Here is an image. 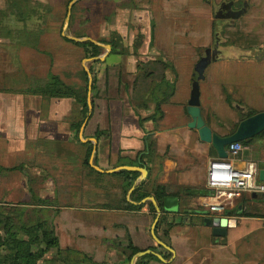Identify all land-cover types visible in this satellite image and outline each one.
Instances as JSON below:
<instances>
[{
  "label": "crops",
  "instance_id": "0c3cea01",
  "mask_svg": "<svg viewBox=\"0 0 264 264\" xmlns=\"http://www.w3.org/2000/svg\"><path fill=\"white\" fill-rule=\"evenodd\" d=\"M13 1L15 6L9 9ZM161 1L167 10L160 13L164 14L162 17L167 20L168 15H175L184 16L183 19H177L175 25H170L172 28L165 21L158 26V22L156 25L152 20L155 28L151 23V29L143 31L151 33V37L144 40V35L138 33L135 41L127 45L124 43L126 35L117 31L124 37L126 56L111 54V50L105 60L93 63L94 74L98 77L93 113L77 139L72 125L81 120L82 107L72 98L35 92L51 83L53 75H59L69 84L79 83L82 77L77 58L72 59V52L80 54L81 47L63 38L50 40L49 37L54 31L50 18L57 13H53V6L60 5L61 0H30L28 3L25 0H0V8H8L10 16L9 22L0 25V201L16 203L29 199V183L20 166L30 167L34 176L44 174L47 179H40L35 184L42 197L57 200L54 208L59 210L54 223L63 249L85 252L80 245L70 247L67 238L71 230L79 237H85L83 224L77 225L74 218L92 214L94 208L104 212L110 209L113 213L109 216L120 217L112 223L116 224L115 230L117 225L122 226V232L108 230L105 232L109 235L107 238L124 243L130 238L142 249L157 244L152 235L154 217L149 202L141 209H130L129 202L138 203L131 199L132 193L124 192L126 180L118 173L119 167L131 162L135 165L130 166L140 167L134 162L138 161V152L145 150L149 137L155 140L156 152L149 161L150 170L147 168L148 175L144 179H148L146 189L157 184L167 185L175 192L187 187L208 188L209 163L220 156L213 144L203 141L198 131L189 126L192 116L188 108L193 82L197 78L195 66L204 56H199L198 49L213 48L210 43L213 40L214 2L219 8L225 3H233L235 8L241 9L246 1L248 5L243 14L233 18L231 22L235 23L228 28L234 33L239 32V38L226 42L221 55L212 59L205 78L200 80L202 115L215 132L227 136L235 123L246 118L251 110L264 111V0ZM161 3L150 4L147 12L158 15ZM17 4L26 7L28 19H20L21 9L16 7ZM114 13L112 11L109 16L110 20ZM251 16L254 18L252 23L247 27L241 24ZM167 26L174 33L170 40H166ZM102 29L101 35H109ZM65 30L64 26L62 36L75 37L66 34ZM76 31L77 38L86 37L81 29ZM248 32L253 33L254 39L248 38ZM153 33L157 39L152 43ZM95 40L96 44L106 47L107 44ZM252 49H255V55ZM108 51L107 48L106 53ZM131 52H137L141 57L131 56ZM29 58L33 61L30 65ZM87 59H83L81 66L90 77L92 74L86 63L95 60ZM156 59L163 60L159 67L166 69V81L157 82L162 78L158 75L152 83L163 100L164 115L158 120L148 118L141 124V117L151 115L157 104H143L145 99H153L154 89H148L151 79L143 80L138 86L135 84L138 63H151ZM98 130H110V135L98 138ZM81 135L84 139H98L95 164L99 168L117 170L103 172L91 164L86 165L84 160L90 142H84ZM243 145L236 157L229 154L228 158L239 168L245 167L248 161H255L259 170L264 169V135ZM229 148L230 145L228 153ZM175 197L179 199L180 208L167 213L168 221L175 224L170 245L175 250V257L172 258V253L166 261L151 260L149 264H264V193L245 192L235 198L224 213L210 212L204 206L206 196L184 192L182 197ZM98 199L103 200L102 206L92 204ZM77 202L80 204H75ZM200 206L204 208L199 209ZM78 208L81 210L77 211ZM249 211L256 214L249 215ZM215 218L225 220L220 224L225 228L223 235L214 233ZM206 220L211 224H203ZM123 253L124 246L113 249L104 260L117 264L125 258ZM86 254L96 261H104L98 260L103 254L97 247Z\"/></svg>",
  "mask_w": 264,
  "mask_h": 264
},
{
  "label": "trees",
  "instance_id": "16d2710c",
  "mask_svg": "<svg viewBox=\"0 0 264 264\" xmlns=\"http://www.w3.org/2000/svg\"><path fill=\"white\" fill-rule=\"evenodd\" d=\"M72 0L65 1L66 2V14L68 11V5ZM83 0H78L73 8L76 9L77 5ZM25 2H30V0H25ZM63 1V3H65ZM14 1L10 3L8 8L14 7ZM17 4V8L21 9L20 19L26 20L28 19L26 7L24 5L19 6ZM8 8L1 9L0 8V25H3L5 21L10 20V16H8ZM56 15H59L57 12ZM76 19V20H75ZM77 16L74 13L71 14L70 18V28H74L76 26ZM63 26L60 28V32L62 33ZM152 27L155 28V23L152 22ZM218 31L216 29V24H213V38H216ZM79 36V35H77ZM83 36H86L85 34ZM142 36V35H141ZM61 37L68 42L73 43L76 46H79L83 49L85 58H93L102 55L105 51L104 47L94 43L92 40L87 41H77L74 39H70L67 37ZM99 42L105 44L112 45L111 54L120 53L123 56H126L127 49L125 45H123V38L118 32H113L110 37H100L97 38ZM155 37L154 33L152 36V43L154 42ZM99 60H95L91 62L90 71L93 77V87H92V100L93 105L95 103V95L98 84V77L94 74L93 63H99ZM163 60H154L149 62H139V72L138 77L135 84L141 83L143 80L151 79V85L148 89H154L152 83L161 75L160 81H166V69L160 68V64H162ZM169 67H173L172 63H168ZM80 71H82V77L80 82L67 83L59 75H53L52 81L47 86L38 88L35 90L36 93H40L50 97L56 98H72L82 107L81 115L82 118L78 123H74L72 125V130L76 135V138L79 139V134L82 128V125L89 114V104H88V93H89V73L83 68V66H79ZM174 68V67H173ZM197 77V76H195ZM157 89L152 91L151 100L145 99L143 104L145 106H149L150 102H156L157 107L153 111L151 115L144 118L141 117V124L148 118H152L154 120H158L162 118L164 115L163 111V100L159 97ZM255 110H251L246 116L249 117L255 114ZM238 123L232 128L231 134L235 132L237 129ZM102 135H110V130H98L96 132V136L100 138ZM264 132L254 137L252 141L262 137ZM244 144H248L247 141H242ZM89 147L88 152L86 154L84 163L90 166V158L93 153V143H87ZM156 152V144L155 140L149 137L147 139V146L145 150L138 152V161H135L138 166L146 167L150 170L149 161L151 157ZM130 165H135L133 162ZM24 170L25 176L27 177L30 189V196L28 200H22L19 202H8L0 201V264H110L108 260L104 261H96L90 255L72 248L63 249L60 244V239L56 231V226L54 223V216L58 212V208H54L56 206L57 200L42 197L39 193L40 188L36 186L38 184V180L43 179L46 180L47 177L44 176H34L31 173V168L23 165L19 167ZM10 170H14V168H10ZM119 174L125 177V185L123 187L124 192L127 194L130 189L134 186L135 182L141 175V172L138 170H121L118 172ZM148 179L144 180L141 184L137 185L134 191L131 194V199L134 202H140L144 198L148 196H154L162 209V215L156 227V233L158 237L163 240L168 245H171V230L174 223L168 221L167 211L165 209V198L167 196H179L182 197L184 192H187L190 195L194 196H208L212 192L209 188L203 189H193L191 187L183 188L180 191H171L167 185L157 184L152 189H146V184ZM36 183V184H35ZM149 208L153 213L154 220L157 217V209L153 202H149ZM130 209L137 210L141 209L145 203L143 204H134L129 202ZM204 208L200 206L199 209ZM247 214L254 215L255 212L249 211ZM203 224L210 225L211 222L203 221ZM112 243L114 244L115 249H119L124 246V255L125 258L123 261L117 264H130L132 257L134 254L139 251L145 250L137 247L132 239H128L127 242L124 243L122 240L113 239ZM150 249H154L163 254L165 259H170L172 257V252L165 248L160 244H156L155 246L150 247ZM127 251H129L127 253ZM151 260H160L157 256L148 254L141 257L136 264H149Z\"/></svg>",
  "mask_w": 264,
  "mask_h": 264
},
{
  "label": "rangeland",
  "instance_id": "374dc122",
  "mask_svg": "<svg viewBox=\"0 0 264 264\" xmlns=\"http://www.w3.org/2000/svg\"><path fill=\"white\" fill-rule=\"evenodd\" d=\"M63 1H68V0H61L60 5L56 4L54 5L53 13L58 12L59 15H52L50 18V24L54 26V31L50 32L52 33L49 37L50 40L53 38H62L61 37V32L60 28L62 25L65 26V33L68 35H73L77 36V29H81V32L86 35L85 38H91L95 40V38H100L104 37V35H101V28L104 34L108 33L109 35H106L105 37H110L113 32L117 31H122L126 36H125V41L124 43L129 44L133 43L136 39V36L138 33H142L144 35V40L147 38L149 39V36L151 37V33H146L143 32L144 30L151 29V23L152 20L158 22V26H160V23L167 22V24L170 26L175 25L177 22V19L181 20L183 19L184 16H173V15H168L167 20L165 19L166 17H162L164 13L166 12V7L164 6L163 8V3H161V0H83L84 2H81L80 5H77L76 9H74V15L77 16V22L76 26L74 28H70V20L69 23L67 24V16L69 12V7L70 3L68 5V11H67V16L66 14V2L63 3ZM89 1V2H88ZM54 2V1H52ZM214 2V1H213ZM161 3V7H159V12L158 15H150L148 11V6L150 4L152 5H157ZM165 5V3H164ZM213 7V24H216V29L218 31V34L216 38H213L212 42L210 43L211 47H215L217 43H219V49L222 50L223 47L225 46L226 42L231 41L232 39H237L239 38L238 34L239 32H232L230 31L229 27L232 23L229 20H225L223 18H220L216 16V13L218 12L219 9V4H212ZM83 7H88L87 9H84ZM73 8V7H72ZM112 11L115 13L113 14V19L110 20L109 16L111 15ZM147 13L149 15H147ZM143 15H145L143 17ZM142 16V17H141ZM71 18V17H70ZM189 18V17H188ZM76 20V19H75ZM254 18L249 17L244 20H242V23L244 26H248L249 23H252ZM237 23V22H236ZM63 26V27H64ZM167 26L168 30L165 32L166 34V40H170V35L174 34L171 30L169 31L170 26ZM229 28V29H228ZM113 29H116L113 31ZM138 29L139 32L136 30ZM113 31V32H111ZM100 32V34H98ZM119 33V32H118ZM242 33V32H240ZM249 36L248 38H252L253 33L248 32ZM157 35V33H156ZM160 34L158 33V36ZM246 35V33H245ZM162 39L163 35L161 34ZM157 39V36L156 38ZM254 39V38H252ZM125 45V44H124ZM73 49H75L73 47ZM82 49V48H81ZM105 51L104 54L107 51V48L104 47ZM206 48H199V56H202L205 54L207 51ZM81 53H74L72 52V59L77 58V66H81L83 64V59L84 57V52L82 53V50H79ZM131 51V50H130ZM131 52V56H134L136 58H140V54L133 53ZM252 53L255 55V49H252ZM169 55H172V53H169ZM221 55V54H220ZM260 55V54H259ZM128 59V57H127ZM79 60V61H78ZM1 62V61H0ZM33 62L32 58L28 59V64ZM91 63H86V66L90 68ZM74 67V65H73ZM90 71V70H89ZM1 77V74H0ZM32 173V172H31ZM33 175V173H32ZM118 188V186H115ZM114 191H116L115 188H112ZM103 200L98 199L97 202H92V204H95L97 206H102L104 203H102ZM75 204H80L79 202ZM100 208H94V212H91L92 214H87L86 216H80L77 215L74 220L77 225L83 224V232L82 234L85 235V237H79L77 235V232L75 230H71V232L68 235L67 242L70 247H75L77 245H80L83 247V250H85L84 253L87 252H94V249L97 247L103 254V256L98 259V260H104L106 255H110V253L113 251L114 244L112 243L113 238H107L109 235H105L106 231H114L117 233L118 231H121L122 226H116L117 229H114V226L116 224L112 223L114 220H118L120 217L119 216H109V213H113L110 209L105 210H99ZM77 211L81 210L80 208L76 209ZM104 212V213H103ZM122 232V231H121ZM116 250V249H115Z\"/></svg>",
  "mask_w": 264,
  "mask_h": 264
},
{
  "label": "water",
  "instance_id": "95a60500",
  "mask_svg": "<svg viewBox=\"0 0 264 264\" xmlns=\"http://www.w3.org/2000/svg\"><path fill=\"white\" fill-rule=\"evenodd\" d=\"M76 1L77 0H73L70 4L68 16H67V24L69 23V20L71 17L72 7L76 3ZM247 5H248V3L246 1L245 6L241 10L235 11L234 14L232 15V18L235 19V18L239 17L241 14H243L247 10ZM71 38H73L74 40H77V41H81V42L87 41V40H92L93 42L97 43L96 40H93L91 38H77V37H71ZM105 46L109 49V51L106 54L98 56V57L88 58L87 60H89V61L105 60L106 56L112 50V45L107 44ZM210 51H211V48L207 49V55L201 57V59L197 62L196 66H195V74H197V78L193 82L192 96H191V99L189 101L188 110L192 116V122L189 124V126L198 131V133H199V135L203 141L211 143L214 145V147L216 148V150L219 153L220 158H228V156H229L228 146L229 145H231L232 143H235V142H242V141L250 142L254 137H256L257 135L264 132V111H260V112H257L255 114L249 116V117L243 118L239 122L235 132L230 134V135H227V136H222V135L218 134L217 132H215L212 129V127L210 125L207 124V122L205 121V119L202 115V109H201L200 80L205 78L206 68L213 59L209 55ZM216 53H217V51H216ZM92 87H93V78L90 75L89 93H88L89 114H88L87 118L85 119V122H84L83 127H82V131H83V128L85 127V125L87 124V121L89 120L90 116L93 113ZM81 139L84 142H94V151H93L92 156L90 158V164L94 168L101 170L103 172H114L117 170V169H113V170L105 171V170L99 168L95 164V153L98 149V139L97 138L84 139L83 135H81ZM119 169H121V170H124V169L138 170L141 172V175L139 176L138 180L135 182L134 186L130 189L129 194H131L134 191V189L136 188V186L141 182V180H144L148 175V169L145 167H135V166L125 165V166L119 167ZM259 178L261 181H264V169L260 170ZM148 202H153V204L155 205V207L157 209V217L155 218L153 226H152V235L158 244L164 246L165 248H167L168 250H170L173 253L172 258H174L175 257V250L170 245H168L163 240H161L156 233V227H157L158 222L160 220V217L162 215V209H161L160 205L158 204L156 198L154 196H148V197L144 198L142 201L137 202V203L143 204V203H148ZM179 208H180V202H179V199L177 197L167 196L165 198V209L167 211H175V210H178ZM222 222L225 223V220H221L220 218H215L213 220L214 233L217 235H223L225 233V228L220 225ZM148 254L155 255L160 260L166 261V259L164 258L162 253L155 251L154 249L149 248V249H145V250L139 251L138 253L134 254V256L131 259L130 264H136L137 261L141 257L148 255Z\"/></svg>",
  "mask_w": 264,
  "mask_h": 264
},
{
  "label": "built area",
  "instance_id": "2783aa9c",
  "mask_svg": "<svg viewBox=\"0 0 264 264\" xmlns=\"http://www.w3.org/2000/svg\"><path fill=\"white\" fill-rule=\"evenodd\" d=\"M243 148L242 142L232 143L230 156L236 157ZM259 172V165L255 161H248L245 167L239 168L230 158L211 160L207 186L212 193L206 196L204 206L212 213H224L243 193H264V181L260 180Z\"/></svg>",
  "mask_w": 264,
  "mask_h": 264
},
{
  "label": "flooded vegetation",
  "instance_id": "af4514ba",
  "mask_svg": "<svg viewBox=\"0 0 264 264\" xmlns=\"http://www.w3.org/2000/svg\"><path fill=\"white\" fill-rule=\"evenodd\" d=\"M240 9L241 8H235L233 3H225L219 8L218 12L216 13V16L223 18L225 20L233 21L232 15L234 14L235 11H239ZM218 46L219 43H217L215 47L211 48V51L209 53L210 57L214 58L215 56L221 53V50L219 49ZM206 55H207V51L205 52L204 56Z\"/></svg>",
  "mask_w": 264,
  "mask_h": 264
}]
</instances>
